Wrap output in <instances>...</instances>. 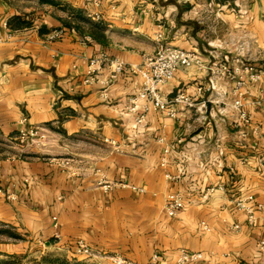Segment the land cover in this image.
<instances>
[{
    "label": "crops",
    "instance_id": "crops-1",
    "mask_svg": "<svg viewBox=\"0 0 264 264\" xmlns=\"http://www.w3.org/2000/svg\"><path fill=\"white\" fill-rule=\"evenodd\" d=\"M51 1L0 0V138L44 124L58 150L0 152V236L81 261L79 239L126 264H264V75L242 89L249 120L236 124L233 82L211 86L208 68L264 66V0ZM158 44L195 50L202 64L160 89L194 100L176 118L149 108L135 124L126 107L139 75L122 73L105 94L82 83L97 53L139 64ZM168 192L184 201L175 217ZM182 250L201 258L180 262Z\"/></svg>",
    "mask_w": 264,
    "mask_h": 264
},
{
    "label": "built area",
    "instance_id": "built-area-1",
    "mask_svg": "<svg viewBox=\"0 0 264 264\" xmlns=\"http://www.w3.org/2000/svg\"><path fill=\"white\" fill-rule=\"evenodd\" d=\"M87 16L91 17L90 14ZM92 16L97 18L96 14ZM59 34V31L53 33L55 36ZM86 64L87 69L82 83H99L103 88V94L106 93V88L111 83L115 82L122 73L140 76L141 86L134 95L128 98V105L126 107L128 112H133L135 114L134 121L137 125L144 122L149 108L166 116L176 118L187 108L195 105L194 100L182 90L176 92L170 98L162 97L160 91L161 87L173 78L178 68H189L202 65L199 54L195 50H186L177 46L158 44L152 53L142 58L139 64H125L120 59L110 58L105 52H99L90 57ZM237 64L239 65L232 66L231 68L222 62L215 67L209 66V84L214 86L216 80L221 77L232 80L233 86L230 92L233 97L229 106L235 112V123L245 124L249 120V115L244 108L242 89L247 83H256L263 77L264 66H257L255 63L248 61H237ZM105 68H108V72L102 76V71ZM49 132V127L44 124H38L29 128L20 129L16 138L20 140L25 136L45 138L49 135ZM102 141L111 145L114 144L113 141L106 138H103ZM167 151L168 150L165 149V152ZM64 160V164L68 166L72 159L65 158ZM169 178L174 179L173 177ZM100 182L104 189H108L112 185L104 180ZM235 206L244 209L249 216H251L253 212V208L248 206L245 200H237ZM183 207L184 201L179 193L168 192L165 195L163 209L167 216L175 217ZM54 238L59 240V234L55 233ZM260 249L264 251V243L261 244ZM73 253L82 256L84 261H90L93 264L129 263V261L118 254L104 253L89 246L80 239L74 242ZM200 258V253H190L182 250L179 261L189 262ZM151 260H156V256L153 255Z\"/></svg>",
    "mask_w": 264,
    "mask_h": 264
},
{
    "label": "rangeland",
    "instance_id": "rangeland-1",
    "mask_svg": "<svg viewBox=\"0 0 264 264\" xmlns=\"http://www.w3.org/2000/svg\"><path fill=\"white\" fill-rule=\"evenodd\" d=\"M248 61V60H247ZM250 62V60H249ZM0 152L22 156L35 152L39 156H51L58 152L57 143L50 135L45 138L25 136L19 138L1 139ZM48 154V155H46ZM14 241L0 236V264H93L90 261L77 260L71 251L45 247L43 243H32L29 247L19 249Z\"/></svg>",
    "mask_w": 264,
    "mask_h": 264
},
{
    "label": "trees",
    "instance_id": "trees-1",
    "mask_svg": "<svg viewBox=\"0 0 264 264\" xmlns=\"http://www.w3.org/2000/svg\"><path fill=\"white\" fill-rule=\"evenodd\" d=\"M43 1H45V2H49V3L52 2L51 0H43ZM4 233H6V231L0 229V234H4ZM8 235H9V237H11V238H13V239H19L18 234L12 233V234H8Z\"/></svg>",
    "mask_w": 264,
    "mask_h": 264
}]
</instances>
